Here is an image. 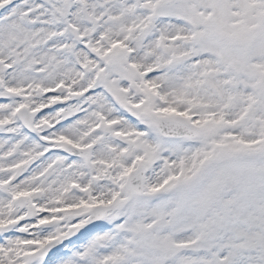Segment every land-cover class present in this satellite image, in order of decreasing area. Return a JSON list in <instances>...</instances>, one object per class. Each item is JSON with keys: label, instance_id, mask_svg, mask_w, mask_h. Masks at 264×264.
<instances>
[{"label": "snow or ice", "instance_id": "1", "mask_svg": "<svg viewBox=\"0 0 264 264\" xmlns=\"http://www.w3.org/2000/svg\"><path fill=\"white\" fill-rule=\"evenodd\" d=\"M0 264H264V0H0Z\"/></svg>", "mask_w": 264, "mask_h": 264}]
</instances>
